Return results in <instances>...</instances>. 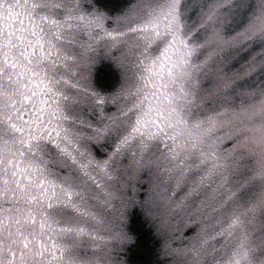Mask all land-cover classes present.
Masks as SVG:
<instances>
[{"label": "rangeland", "instance_id": "rangeland-1", "mask_svg": "<svg viewBox=\"0 0 264 264\" xmlns=\"http://www.w3.org/2000/svg\"><path fill=\"white\" fill-rule=\"evenodd\" d=\"M33 1L62 41L60 90L79 143L40 159L73 193L52 215L69 262L264 264V0ZM170 42L174 126L133 135ZM3 157L0 146V264H24L15 253L39 236L4 185Z\"/></svg>", "mask_w": 264, "mask_h": 264}, {"label": "flooded vegetation", "instance_id": "flooded-vegetation-1", "mask_svg": "<svg viewBox=\"0 0 264 264\" xmlns=\"http://www.w3.org/2000/svg\"><path fill=\"white\" fill-rule=\"evenodd\" d=\"M177 48L170 42L147 75L150 90L145 113L134 119L130 128L133 135L168 136L172 130L175 118L164 108L170 99L166 92L171 77L178 71ZM61 55L62 41L52 28L51 17L40 12L33 0H0V146L4 153V185L28 208L25 222L39 236L27 240L25 248L15 253L17 260H26L24 264H71L69 246L58 238L52 215L66 207L73 193L61 188L40 162L53 157V153L71 157L79 146L73 139L60 90L57 68ZM31 252L37 257L32 263L25 257Z\"/></svg>", "mask_w": 264, "mask_h": 264}, {"label": "trees", "instance_id": "trees-1", "mask_svg": "<svg viewBox=\"0 0 264 264\" xmlns=\"http://www.w3.org/2000/svg\"><path fill=\"white\" fill-rule=\"evenodd\" d=\"M102 7H108V6L102 5ZM118 7H119V6H118ZM109 9H110V8H109ZM145 236H146V238H147V244H146V245L149 244L150 251H152L153 248H152V246H151L150 238H149V236H147L146 234H145ZM158 255L161 256L160 254H158ZM164 263H165V260H164L163 258H161L159 264H164Z\"/></svg>", "mask_w": 264, "mask_h": 264}, {"label": "snow or ice", "instance_id": "snow-or-ice-1", "mask_svg": "<svg viewBox=\"0 0 264 264\" xmlns=\"http://www.w3.org/2000/svg\"><path fill=\"white\" fill-rule=\"evenodd\" d=\"M109 35H111V34H109ZM63 150H64V151H67V148H64ZM90 163H91V161H90ZM106 164H107V161H105V164L102 165V167H106Z\"/></svg>", "mask_w": 264, "mask_h": 264}]
</instances>
